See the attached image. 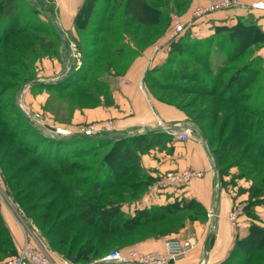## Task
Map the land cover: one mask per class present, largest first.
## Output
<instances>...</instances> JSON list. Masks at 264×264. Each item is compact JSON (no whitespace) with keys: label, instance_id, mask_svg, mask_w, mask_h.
I'll return each instance as SVG.
<instances>
[{"label":"trees","instance_id":"trees-1","mask_svg":"<svg viewBox=\"0 0 264 264\" xmlns=\"http://www.w3.org/2000/svg\"><path fill=\"white\" fill-rule=\"evenodd\" d=\"M25 1L48 26L19 24L22 1L0 0V97L12 92L11 107L22 121L18 132L7 130L9 123L0 121V167L16 202L48 245L65 259L85 264L115 247L176 232L186 218L204 221L205 208L192 198L137 209L133 214L121 210L149 180L140 166V153L155 146L164 133L64 138L61 133L39 131L24 118L15 101L20 85L34 78L38 58L63 55L51 6L44 8L42 0L35 6ZM185 1L84 0L73 20L79 66L70 58V69L61 79L30 87H45L52 92L51 105L63 103L69 109L104 102L111 97L107 76L124 72L164 32L170 14L184 7ZM263 39L252 22L216 27L206 40L209 53L199 55L208 69L182 57L187 43L177 40L170 44L166 62L175 74L158 72V67L145 74L150 87L169 102L187 114L196 110L192 121L214 153L221 184L232 167L238 170L233 177L251 182L243 210L254 219L253 206L264 204V60L256 54ZM212 52L215 60L209 61ZM180 67L190 71H178ZM187 80L194 85H187ZM35 125L41 127L36 121ZM164 135L170 138L167 132ZM108 145L100 155L99 148ZM24 153L33 158H20ZM15 253L0 213V259ZM217 264H264V227L251 222L247 235L236 237L229 255Z\"/></svg>","mask_w":264,"mask_h":264},{"label":"crops","instance_id":"crops-1","mask_svg":"<svg viewBox=\"0 0 264 264\" xmlns=\"http://www.w3.org/2000/svg\"><path fill=\"white\" fill-rule=\"evenodd\" d=\"M83 1L60 0L61 9L59 15L55 16V21L64 36V41L60 45L63 55L60 56V66L54 65V63L45 64L43 73H52V70L57 71L59 68L65 69L66 72L70 69L71 59L74 61L75 67H77L78 61L74 56L73 47L70 46L69 36L71 31L74 33L73 20ZM209 2L210 0H186L184 7L170 14V17L177 15L186 23L180 36L203 38L213 32L215 34L216 27L235 26L238 21L256 24L264 36V9L252 7L253 3H264V0H240L236 6L214 11L192 20L191 23H187L191 17L190 14L193 7L205 5ZM57 3H59V0H57ZM166 30L155 40V43H158V49L151 50L150 46L146 47L135 56L123 75L107 76V80H109L111 85L112 101L108 105L74 110L68 121L67 131L72 134H80L79 130H77L78 125L108 119L114 121L116 126L114 130L131 135L163 128L164 126L194 123L192 119L188 118L184 110L169 102L159 92L154 91L146 82V72L163 62L170 44L173 42L164 40ZM256 54L260 55L264 60V39L259 44ZM63 75L58 74L55 77L39 79L45 81L56 80ZM30 86L28 85L24 88L20 97L23 98L26 92H30ZM36 93L35 97L41 102L39 104L41 105L45 102L48 94L43 91ZM21 106L25 110L23 103ZM52 125L58 127L57 124L52 123ZM185 129L183 127L179 130ZM166 132L158 133L165 134ZM164 134L159 135L162 137L155 146L150 147L146 152L140 153V166L149 180L145 185V189L135 199L122 204L121 210L127 214H133L137 209L149 208L154 205H165L181 198H192L205 208L207 218L204 221L186 218L183 226L176 232L149 236L127 246L139 252L162 251L167 239L192 235L195 238L193 247L188 249L180 258L173 260L171 264H217L229 255L236 237L241 238L247 235L251 222L264 227V205L253 206L252 211L256 214V219H252L244 210H241L235 225L228 222L226 217L233 205L247 200L250 184V181L245 178L235 177L232 181V176L237 171L236 167H232L223 176L220 202L217 207L216 217H214L217 177L208 146L196 133H192L189 138L184 140L178 139L171 133H168L170 138L165 139ZM181 169L201 170L204 175L193 179L188 185L174 186L164 190L156 189L155 181L160 173L165 170ZM0 213L12 236L16 251L26 241L32 247L36 246L37 243H42L48 247L52 257L59 264H64L62 263L63 261H67L69 264H84L71 262L53 250L33 221L27 216L23 217L21 215L27 224V227H25L7 205L0 203ZM209 231L212 232L207 244V253L204 256L203 242ZM107 252L85 264H95L94 261L100 259Z\"/></svg>","mask_w":264,"mask_h":264},{"label":"rangeland","instance_id":"rangeland-1","mask_svg":"<svg viewBox=\"0 0 264 264\" xmlns=\"http://www.w3.org/2000/svg\"><path fill=\"white\" fill-rule=\"evenodd\" d=\"M21 1H22V7L20 8V11H19V19H18L19 24H21V23L25 24L26 22H30V26L32 28L34 26H36V25H43L45 27L48 26V21L43 16L38 15L35 12H33L29 8L30 6L28 7L29 4H27L25 0H21ZM39 1L40 0H30V2L32 3L31 5H34V6L37 5V3ZM42 1L44 3V6H43L44 8L46 7V9H48L49 6H51L55 16L59 15L60 9H61L60 0H59V3H57V0H42ZM170 23H171V20L168 23L169 26L167 25L168 28L171 26ZM55 24H56V21H55ZM168 28H166V29L168 30ZM167 30H166V32H168ZM70 33H71V35L70 36L68 35L69 38H70L69 39L70 46H72L73 49H74L73 52H74V56H75L76 60L78 61V64H77V66H78L79 62H80V59H81V55L78 52L77 47H76V45L74 43V40H78V35H77L75 29H74V33H73V31H71ZM212 34H214V32ZM212 34H209V35H207L206 37H203V38H195V37H190V36H186V35L179 36L176 40L173 41V43L176 42L177 40H178V42L187 43L186 47L183 48L185 51H183L182 57H184V58L188 57L190 59H194L195 61L200 63L204 67V69H208V67L206 68V66L204 65L203 61L201 62L199 55L203 56V55L209 53L210 45L208 43H206V40L210 36H212ZM167 38H168V36H166L164 38V40L167 39ZM193 40L194 41L199 40L198 42H196V43H199V45H197L195 42L192 43L191 41H193ZM155 42L156 41H154L153 43H151L149 45L151 50H153L155 46H158V43H155ZM189 43H192V45L190 46V50H192L193 47H196V51H193V53L190 52V50L188 51V49H189V45L188 44ZM149 46H147V47H149ZM144 49H142V50H144ZM60 50L63 53L62 48H60ZM71 53H72V51H71ZM168 53H169V49L167 51L166 58L163 60V62L160 65H158L156 67H158V72L166 71V72H169V75H171V74L173 75V74H175V73H173V70L169 71L170 69H168L166 67ZM211 55L212 56L208 57V59H209V61H214L215 60L214 53L212 52ZM174 57H177V54H175ZM44 61H45V63H43ZM132 61H130L129 63L127 62L128 66L124 70V72L121 73V75H123L126 72V70L128 69V67H129V65H130V63ZM49 63H54V65L56 64V65L60 66V57L59 56H49V57L38 58L35 61V64H34V78L33 79L48 78V77L50 78V77H55L58 74H61V75L65 74V69L63 70V69H60V68L57 71L56 70H52V73H47V72L43 73L45 64L49 65ZM210 65L212 66V62H211ZM173 67H174V63H173ZM176 69H178V71H185V72H189L190 71L188 68H184V67H180V68H176ZM50 70H51V68H50ZM158 72H157V74H159ZM163 74H164V72H163ZM106 81L109 83V89L111 90V85H110L109 80H107V78H106ZM186 83L189 86L194 85L192 80H187ZM40 91H43V92L48 94V97L46 98L45 102L42 103L41 105H39L41 102H39L36 99V97H35V95L37 94L36 92H40ZM12 95H13L12 92L8 91V92L4 93L0 97V121L3 122V123H5V121H7L9 123V125H6V129L7 130H9L11 128H14L13 130L15 132H18V131H20L22 129L21 128L22 121L20 119V116L15 112V109H12V107H11ZM20 96H19V103L20 104H22V103L24 104L25 110L29 113V116L33 120L38 121L42 125H44V124L45 125L46 124L47 125H52V123L53 124H57V126H58L57 128H59V130L62 131V132L64 130L68 129V126H67L68 125V121H69V119H70V117L72 115V114L69 115V111H72V113H73L74 110L78 109V108H75V107L69 109L67 106L65 107V105L63 103L62 104H58V106L51 105L50 102L48 101V99L50 100V96L52 97V92H50L45 87H33V88L30 87V92H26L23 95V98L20 97ZM15 98H16V96H15ZM187 98H189V97H187ZM111 101H112V91H111V97L110 98H108L104 102H100L99 104L91 106V107H95V106H99V105H108ZM188 111H189L188 114L186 113L188 115V118L193 120L194 116L196 115V112H195L196 110H188ZM52 126H54V125H52ZM90 126H93L96 131H103L102 133H105L106 130H109L108 132H110V130L116 131V130H114V129H116L115 123H114L113 120H110V119L105 120V121H98V122L97 121H93V122L83 123V124L78 125L77 130H79V131L81 130L82 131V130L87 129ZM99 134H101V133H99ZM109 147H110V145H108L106 147L99 148V150H98L99 154L103 155V153L105 151H107L109 149ZM99 156H96L95 159H99L98 158ZM20 158H23V159L30 158L31 159L33 157L30 154L24 153V154H22L20 156ZM236 170H237V168H236ZM237 171H236V173H237ZM0 173L2 175L4 183L8 187V191H6V192H7V195L9 197L10 201L12 202L14 207L16 206L15 208L18 207V210H19L20 214L23 217L27 216L25 214V212L22 210V208L20 207V205L16 202L15 197H14V192L11 191L10 185H9L8 181L6 180V177H5L4 172L1 169V167H0ZM234 178L235 177L232 176V181H233ZM230 180H231V178H230ZM250 184H251V182H250ZM250 184H249V186H250ZM248 197H249V195H248ZM247 202H248V198L244 202H240V203L234 204L233 207H237V206H241L242 207L243 206L244 209H245V207L247 205ZM256 205H264V204H256ZM243 207H242V210H243ZM120 248L127 249V248H129V246H127V245L118 246V247L113 248L112 250L120 249ZM171 263H172V261L169 262V264H171Z\"/></svg>","mask_w":264,"mask_h":264},{"label":"built area","instance_id":"built-area-1","mask_svg":"<svg viewBox=\"0 0 264 264\" xmlns=\"http://www.w3.org/2000/svg\"><path fill=\"white\" fill-rule=\"evenodd\" d=\"M240 0H210L208 4L197 5L193 7L190 14V19L187 23H191L192 20L198 19L204 15L210 14L217 10L228 9L230 7L239 4ZM252 7H259L264 9V3H253ZM171 26L166 32L168 38L167 41L176 40L181 33L184 31L186 25L177 15L171 17ZM155 46L154 49H158ZM57 128V127H56ZM59 130V128H57ZM109 130H106L107 133ZM112 131V130H110ZM60 132V131H59ZM103 131H96L93 126L88 127L85 130H80V134L84 135H95L102 133ZM168 133L174 134L178 139L184 140L189 138L192 133L189 129L179 131H167ZM62 134L71 133L70 131L64 130L60 132ZM204 172L196 169H181V170H165L156 177L155 187L159 190H164L170 187L179 185H188L193 179L202 177ZM8 187L4 183L2 175L0 173V203L7 205L15 214L16 218L22 225L27 227L26 222L22 218L18 207L15 208L10 201L7 192ZM243 207V206H242ZM241 206L232 207L227 214V220L232 225H235L238 221V216L242 210ZM195 243L194 236L186 237H173L165 241L164 249L162 251H147L139 252L133 248L127 249H114L109 251L100 259L95 260L94 263L101 261L108 262H125L127 264H169V262L183 256L188 249L193 247ZM64 264H69L67 261H63ZM0 264H59L51 255V251L44 244L37 243L36 246L32 247L28 245L26 241L22 247H20L15 254L0 259Z\"/></svg>","mask_w":264,"mask_h":264},{"label":"water","instance_id":"water-1","mask_svg":"<svg viewBox=\"0 0 264 264\" xmlns=\"http://www.w3.org/2000/svg\"><path fill=\"white\" fill-rule=\"evenodd\" d=\"M55 20V18H54ZM56 29L59 33L61 42L64 41V36L63 33L61 31V29L58 27V25H56ZM62 76L58 77L56 80H49V81H45V80H40V79H32L29 81H26L24 83H22L19 87V89L17 90L16 93V105L18 110L21 112V114L24 116V118L30 122L37 130L41 131L43 129L49 130L51 132H57L60 133L58 131V129L55 126L52 125H41V127H37L35 125V121L29 116V114L22 108L21 104L19 103V96L22 94L24 88L28 85H32V84H44V83H49V82H55L59 79H61ZM185 127L186 129H189L192 133H196L202 140L203 142L208 146V150L209 153L212 157L213 163H214V167H215V171H216V177H217V183H216V190H215V210H214V217H216V211H217V207L219 205L220 202V195H221V174H220V170H219V165L218 162L214 156L213 151L211 150L210 146L207 143V140L202 132V130L198 127V125L194 124V123H185V124H180V125H170V126H164L163 128H158V129H152L146 132H142L144 134H151V133H158V132H163V131H176L179 130L180 128ZM142 133H134L132 135H136V134H142ZM62 134V133H61ZM64 138H69V137H74V138H78L79 134H72V133H68V134H63ZM131 136V134L126 133V132H120V131H110L107 132L105 134H98L96 135V137L98 138H109V139H116V138H122V137H128ZM211 232L209 231L204 239L203 242V253L204 256L207 253V244L209 241V238L211 236ZM95 264H127L125 262H108V261H101V262H97Z\"/></svg>","mask_w":264,"mask_h":264},{"label":"bare ground","instance_id":"bare-ground-1","mask_svg":"<svg viewBox=\"0 0 264 264\" xmlns=\"http://www.w3.org/2000/svg\"><path fill=\"white\" fill-rule=\"evenodd\" d=\"M58 131H60V130H58ZM60 132H62V131H60ZM64 132V131H63Z\"/></svg>","mask_w":264,"mask_h":264}]
</instances>
